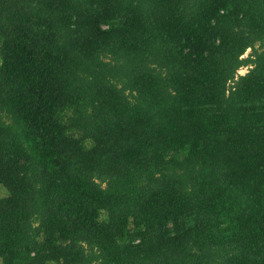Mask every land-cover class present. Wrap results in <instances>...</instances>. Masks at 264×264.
Wrapping results in <instances>:
<instances>
[{
  "label": "trees",
  "instance_id": "trees-1",
  "mask_svg": "<svg viewBox=\"0 0 264 264\" xmlns=\"http://www.w3.org/2000/svg\"><path fill=\"white\" fill-rule=\"evenodd\" d=\"M0 189V264H264V0H0Z\"/></svg>",
  "mask_w": 264,
  "mask_h": 264
},
{
  "label": "rangeland",
  "instance_id": "rangeland-1",
  "mask_svg": "<svg viewBox=\"0 0 264 264\" xmlns=\"http://www.w3.org/2000/svg\"><path fill=\"white\" fill-rule=\"evenodd\" d=\"M250 52V51H249ZM249 52L247 54H249ZM246 54V56H247ZM248 72V68H242L240 71H239V74L240 75H244ZM6 193L3 189H0V196H4Z\"/></svg>",
  "mask_w": 264,
  "mask_h": 264
}]
</instances>
